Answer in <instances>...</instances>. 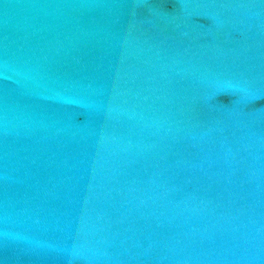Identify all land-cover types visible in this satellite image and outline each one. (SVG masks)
<instances>
[{
    "label": "water",
    "instance_id": "water-1",
    "mask_svg": "<svg viewBox=\"0 0 264 264\" xmlns=\"http://www.w3.org/2000/svg\"><path fill=\"white\" fill-rule=\"evenodd\" d=\"M0 264H264V0H0Z\"/></svg>",
    "mask_w": 264,
    "mask_h": 264
}]
</instances>
